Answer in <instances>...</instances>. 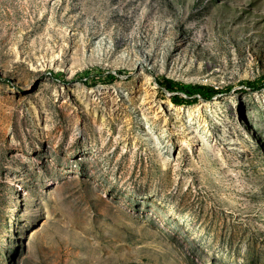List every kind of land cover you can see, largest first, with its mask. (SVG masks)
<instances>
[{"label":"rangeland","instance_id":"obj_1","mask_svg":"<svg viewBox=\"0 0 264 264\" xmlns=\"http://www.w3.org/2000/svg\"><path fill=\"white\" fill-rule=\"evenodd\" d=\"M262 76L264 0H0V264H264Z\"/></svg>","mask_w":264,"mask_h":264},{"label":"trees","instance_id":"obj_2","mask_svg":"<svg viewBox=\"0 0 264 264\" xmlns=\"http://www.w3.org/2000/svg\"><path fill=\"white\" fill-rule=\"evenodd\" d=\"M92 70L93 69H87L86 71L76 75V78L86 84L87 80L90 78ZM107 76L111 79L115 77L114 74L111 73H108ZM247 85L252 91L261 89L264 86V76H262V78L258 81L248 82ZM160 86L165 91L173 93L171 100L175 105H193L196 104L199 99L208 101L223 93V91L214 89L213 87L203 85H185L164 77L161 79ZM179 94H185L187 98H181Z\"/></svg>","mask_w":264,"mask_h":264}]
</instances>
